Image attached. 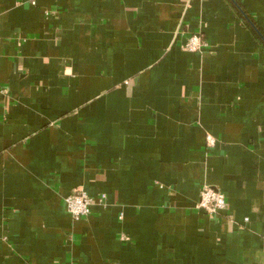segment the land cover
I'll return each instance as SVG.
<instances>
[{
  "label": "crops",
  "instance_id": "1",
  "mask_svg": "<svg viewBox=\"0 0 264 264\" xmlns=\"http://www.w3.org/2000/svg\"><path fill=\"white\" fill-rule=\"evenodd\" d=\"M263 38L264 0H0V264H264Z\"/></svg>",
  "mask_w": 264,
  "mask_h": 264
},
{
  "label": "built area",
  "instance_id": "2",
  "mask_svg": "<svg viewBox=\"0 0 264 264\" xmlns=\"http://www.w3.org/2000/svg\"><path fill=\"white\" fill-rule=\"evenodd\" d=\"M203 44L197 35H190L184 43L187 50L200 49ZM67 210L73 218H79L90 211L91 198L82 189H74L64 197ZM197 206L210 214H216L226 207L224 194L212 185H202L199 190Z\"/></svg>",
  "mask_w": 264,
  "mask_h": 264
},
{
  "label": "water",
  "instance_id": "3",
  "mask_svg": "<svg viewBox=\"0 0 264 264\" xmlns=\"http://www.w3.org/2000/svg\"><path fill=\"white\" fill-rule=\"evenodd\" d=\"M264 39V38H263Z\"/></svg>",
  "mask_w": 264,
  "mask_h": 264
}]
</instances>
